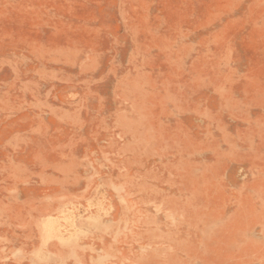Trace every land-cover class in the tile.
<instances>
[{"label":"rangeland","instance_id":"rangeland-1","mask_svg":"<svg viewBox=\"0 0 264 264\" xmlns=\"http://www.w3.org/2000/svg\"><path fill=\"white\" fill-rule=\"evenodd\" d=\"M0 264H264V0H0Z\"/></svg>","mask_w":264,"mask_h":264}]
</instances>
